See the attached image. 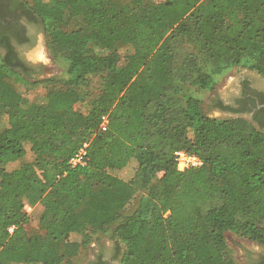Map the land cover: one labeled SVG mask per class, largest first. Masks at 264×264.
Returning a JSON list of instances; mask_svg holds the SVG:
<instances>
[{"label":"trees","instance_id":"obj_1","mask_svg":"<svg viewBox=\"0 0 264 264\" xmlns=\"http://www.w3.org/2000/svg\"><path fill=\"white\" fill-rule=\"evenodd\" d=\"M24 1L64 73L31 83L46 86L31 101L9 78L34 71L0 50V264H67L110 230L119 264H239L229 231L264 245V130L208 116L195 92L235 66L264 75V0ZM26 141L35 160L9 170ZM179 150L204 164L179 170ZM39 203L41 232L28 234Z\"/></svg>","mask_w":264,"mask_h":264},{"label":"rangeland","instance_id":"obj_2","mask_svg":"<svg viewBox=\"0 0 264 264\" xmlns=\"http://www.w3.org/2000/svg\"><path fill=\"white\" fill-rule=\"evenodd\" d=\"M30 4H33L34 0H27ZM119 5L122 6L124 3H130L133 0H114ZM146 2L150 1H161V0H144ZM71 25H66L64 23H53L49 25V29L54 28H63L70 30ZM41 45H42V53H40V59L43 60L42 62V70L38 75H35L32 78H25L22 79L20 77L12 76L9 78L11 84L20 91L25 97L29 98L31 101L38 100L41 98L46 92L45 84H36L32 85L31 83L35 82L36 80H44L49 79L52 77L62 76L64 73V67L60 63L53 52L51 46V37L47 29L42 25V33H41ZM118 48L121 52L125 50L130 51L131 48H126L123 43H119ZM250 73L257 77H260L264 80V75L260 74L257 70L251 69L248 66H235L220 75L217 76L216 83L211 90L207 91H195L196 94L202 99V106L204 112L208 116L218 117V118H234L237 117L230 113L219 112L218 109L214 108L211 105L213 101V97L219 93L223 99H226L229 96H233L234 93L240 90L239 88V77L243 73ZM97 84V79L94 80L93 86ZM40 101V100H39ZM81 111H84L83 107H80ZM1 120H0V131L7 125L6 124V116L5 111L3 110L1 113ZM245 118V117H243ZM246 119V118H245ZM248 120V119H247ZM26 153L24 156L20 158L11 159L7 162L6 167L9 170H13L16 168L21 167L23 164L27 162H32L35 160V154L31 150V143L26 141L25 142ZM124 178L128 179L129 173L122 172L120 174ZM138 199H133L127 205L122 204L126 211L134 210L138 206ZM27 213L30 215V221L26 225V230L28 234H35L41 232L40 229V216L43 211V205L37 204L36 206H28L26 207ZM112 230L108 233H99L94 237L92 242L86 248H83L77 256L71 258V260L67 264H87L88 262L92 261L96 254L104 247H110L116 243L117 238L113 236ZM71 240L74 241H81L82 235L79 233H72L70 236ZM226 241H227V251L231 258H233L239 264H249V258L247 255L250 253L249 251L260 250L264 249V245L260 244L254 240H251L247 237H242L237 235L234 232H227L226 233ZM125 250V246L123 245V249ZM249 252V253H248ZM39 264V263H34Z\"/></svg>","mask_w":264,"mask_h":264},{"label":"flooded vegetation","instance_id":"obj_3","mask_svg":"<svg viewBox=\"0 0 264 264\" xmlns=\"http://www.w3.org/2000/svg\"><path fill=\"white\" fill-rule=\"evenodd\" d=\"M41 33L39 17L31 12L24 0H0V50L10 57L16 69L22 70L27 66L34 71L33 76L41 72L44 67L40 59ZM238 82L239 91L226 99L217 93L211 105L220 112L245 117L264 130V80L246 72L240 75ZM218 102L229 108L223 109ZM249 252V264H264V249ZM121 255L116 252L115 243L102 248L87 264H119Z\"/></svg>","mask_w":264,"mask_h":264},{"label":"built area","instance_id":"obj_4","mask_svg":"<svg viewBox=\"0 0 264 264\" xmlns=\"http://www.w3.org/2000/svg\"><path fill=\"white\" fill-rule=\"evenodd\" d=\"M101 128L103 130L107 129V117L106 116L104 117ZM89 145H90V142L85 141L81 145V147L71 157L69 162L73 167L86 163ZM175 160L177 163V168L179 170H185L190 167H200L204 164L203 159L199 155L187 152L186 150L177 151L175 155ZM13 229H14V226H11L9 228L10 231H13Z\"/></svg>","mask_w":264,"mask_h":264},{"label":"water","instance_id":"obj_5","mask_svg":"<svg viewBox=\"0 0 264 264\" xmlns=\"http://www.w3.org/2000/svg\"><path fill=\"white\" fill-rule=\"evenodd\" d=\"M31 54V53H30ZM220 112V111H219ZM227 114V113H226Z\"/></svg>","mask_w":264,"mask_h":264}]
</instances>
